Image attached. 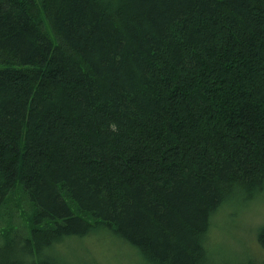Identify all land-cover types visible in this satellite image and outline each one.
<instances>
[{
  "label": "trees",
  "instance_id": "obj_1",
  "mask_svg": "<svg viewBox=\"0 0 264 264\" xmlns=\"http://www.w3.org/2000/svg\"><path fill=\"white\" fill-rule=\"evenodd\" d=\"M263 192L264 0H0V264L100 229L138 264H264V226L208 244Z\"/></svg>",
  "mask_w": 264,
  "mask_h": 264
},
{
  "label": "rangeland",
  "instance_id": "obj_2",
  "mask_svg": "<svg viewBox=\"0 0 264 264\" xmlns=\"http://www.w3.org/2000/svg\"><path fill=\"white\" fill-rule=\"evenodd\" d=\"M231 204V202H229ZM264 226V192L244 206H225L213 218L209 246L215 255L243 253L256 247L257 229ZM67 264H138L136 253L103 229L84 238H68L57 247Z\"/></svg>",
  "mask_w": 264,
  "mask_h": 264
}]
</instances>
